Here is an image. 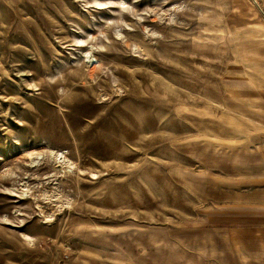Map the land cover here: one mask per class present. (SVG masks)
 <instances>
[{
    "label": "rangeland",
    "instance_id": "1",
    "mask_svg": "<svg viewBox=\"0 0 264 264\" xmlns=\"http://www.w3.org/2000/svg\"><path fill=\"white\" fill-rule=\"evenodd\" d=\"M263 142L259 0H0V264H263Z\"/></svg>",
    "mask_w": 264,
    "mask_h": 264
},
{
    "label": "crops",
    "instance_id": "2",
    "mask_svg": "<svg viewBox=\"0 0 264 264\" xmlns=\"http://www.w3.org/2000/svg\"><path fill=\"white\" fill-rule=\"evenodd\" d=\"M264 9V0H259ZM264 142L260 159L256 161L253 191L238 192L231 186L229 227L232 242L239 250L247 249L257 262L264 264ZM260 160V164H259ZM249 188V187H248ZM253 193V194H252ZM241 194V195H239ZM242 194H246L245 196Z\"/></svg>",
    "mask_w": 264,
    "mask_h": 264
}]
</instances>
